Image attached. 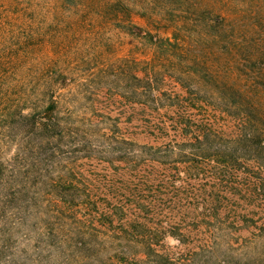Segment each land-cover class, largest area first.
<instances>
[{
  "label": "trees",
  "instance_id": "1",
  "mask_svg": "<svg viewBox=\"0 0 264 264\" xmlns=\"http://www.w3.org/2000/svg\"><path fill=\"white\" fill-rule=\"evenodd\" d=\"M165 3L171 35H141L153 60L92 78L119 79L124 95L94 88L74 115L54 97L63 76L46 69L22 99L26 154L16 175L0 161L3 264H264V0ZM100 8L128 16L120 0ZM114 103L126 104L128 127L105 110ZM15 228L32 240L16 252Z\"/></svg>",
  "mask_w": 264,
  "mask_h": 264
},
{
  "label": "rangeland",
  "instance_id": "2",
  "mask_svg": "<svg viewBox=\"0 0 264 264\" xmlns=\"http://www.w3.org/2000/svg\"><path fill=\"white\" fill-rule=\"evenodd\" d=\"M114 1L0 0V161L15 175L16 154L20 158L26 154L20 151L23 132L16 128V110L22 105L23 114L31 112L30 103L23 104L22 99L31 100L34 88L43 87L44 70L54 69L63 76L54 83V97L62 108L81 115L88 111L94 88L103 89V93L98 91V98L104 95L101 99L112 101L117 93L124 95L119 79L92 82L100 68L107 66L119 73L116 66L128 59L153 60L152 47L141 35L150 32L166 37L174 30L175 22L159 11L167 7L165 0H120L128 12L121 22L100 13V7ZM177 21L181 23V19ZM159 65L168 68L164 60ZM114 104L105 110L128 127L123 123L128 118L126 104ZM81 162L91 163L90 168L97 170L106 165L91 158ZM12 209L4 213L7 225L15 222ZM30 235L34 237L35 232ZM18 237L15 228L11 240L15 252L16 241L18 246H29L32 241L24 244ZM4 261L5 257H0V264Z\"/></svg>",
  "mask_w": 264,
  "mask_h": 264
}]
</instances>
